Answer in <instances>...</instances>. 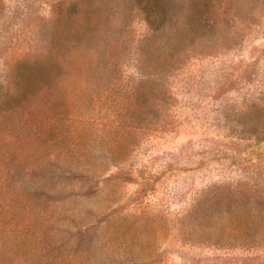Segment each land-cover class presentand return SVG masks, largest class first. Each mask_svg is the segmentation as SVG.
<instances>
[{
  "label": "rangeland",
  "instance_id": "374dc122",
  "mask_svg": "<svg viewBox=\"0 0 264 264\" xmlns=\"http://www.w3.org/2000/svg\"><path fill=\"white\" fill-rule=\"evenodd\" d=\"M0 264H264V0H0Z\"/></svg>",
  "mask_w": 264,
  "mask_h": 264
}]
</instances>
